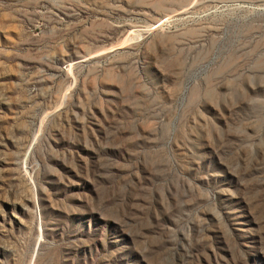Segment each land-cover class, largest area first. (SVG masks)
Here are the masks:
<instances>
[{
    "label": "rangeland",
    "instance_id": "374dc122",
    "mask_svg": "<svg viewBox=\"0 0 264 264\" xmlns=\"http://www.w3.org/2000/svg\"><path fill=\"white\" fill-rule=\"evenodd\" d=\"M0 264H264V0H0Z\"/></svg>",
    "mask_w": 264,
    "mask_h": 264
}]
</instances>
